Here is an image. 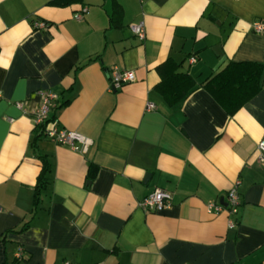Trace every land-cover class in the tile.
Instances as JSON below:
<instances>
[{
	"label": "crops",
	"instance_id": "0c3cea01",
	"mask_svg": "<svg viewBox=\"0 0 264 264\" xmlns=\"http://www.w3.org/2000/svg\"><path fill=\"white\" fill-rule=\"evenodd\" d=\"M53 1L0 0V264H264V81L232 115L201 86L229 62L264 63V0ZM167 58L197 84L172 107L155 90ZM114 68L135 80L111 88ZM40 92L93 143L36 141L51 171L34 205ZM236 181L238 212H208ZM156 188L170 206L144 211Z\"/></svg>",
	"mask_w": 264,
	"mask_h": 264
},
{
	"label": "trees",
	"instance_id": "16d2710c",
	"mask_svg": "<svg viewBox=\"0 0 264 264\" xmlns=\"http://www.w3.org/2000/svg\"><path fill=\"white\" fill-rule=\"evenodd\" d=\"M112 23L116 25L115 20ZM181 64L172 58H167L156 67L160 81L155 86V90L170 107L183 101L197 87L195 80L187 72L180 71ZM262 81H264V63L229 62L220 71L207 78L201 86L210 92L228 114L232 115L260 91ZM50 119L54 120L53 117ZM36 127L39 131L32 145L41 162V169L35 185L34 205H37L41 192L49 184L51 171L47 157L41 155L36 148V141L41 136H45L44 125Z\"/></svg>",
	"mask_w": 264,
	"mask_h": 264
},
{
	"label": "built area",
	"instance_id": "2783aa9c",
	"mask_svg": "<svg viewBox=\"0 0 264 264\" xmlns=\"http://www.w3.org/2000/svg\"><path fill=\"white\" fill-rule=\"evenodd\" d=\"M84 13H87V7L82 6L81 10L74 15L75 19H80ZM36 28H45L46 24L41 21H36L34 23ZM132 33L139 39H144L145 28L143 22H138L131 24L129 26ZM253 29L256 32H264V22L258 21L253 23ZM196 61L195 56L189 57V62L194 63ZM135 80V74L131 70H119L114 68L111 74L110 86L115 89L123 84L133 82ZM41 101L38 107L35 109L34 124L36 126L44 125V133L47 138L52 140L57 144H66L71 147L72 150L78 152H85L89 146L92 145V140L76 131L66 130L59 128L54 120L50 119L49 110L51 102L56 98V95L51 92H40ZM18 108H22L21 103H17ZM153 104L148 103L146 109H152ZM259 159L264 162V141L258 143ZM239 181H236L227 191L226 203L222 205L221 203L209 202L207 204L208 212H221L226 210L229 216H233L238 212L239 206V193H238ZM171 204V194L163 189L156 188L145 198H143L139 206L144 211H162L168 208ZM228 226L231 228L234 226V221L232 218L228 221ZM19 257V254H18Z\"/></svg>",
	"mask_w": 264,
	"mask_h": 264
},
{
	"label": "water",
	"instance_id": "95a60500",
	"mask_svg": "<svg viewBox=\"0 0 264 264\" xmlns=\"http://www.w3.org/2000/svg\"><path fill=\"white\" fill-rule=\"evenodd\" d=\"M148 177H149V174H146L145 177H144V182L147 181ZM220 203H221L222 205H225V203L223 202L222 199L220 200Z\"/></svg>",
	"mask_w": 264,
	"mask_h": 264
}]
</instances>
